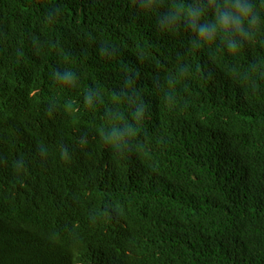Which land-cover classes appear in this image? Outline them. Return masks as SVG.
<instances>
[{"label":"trees","instance_id":"obj_1","mask_svg":"<svg viewBox=\"0 0 264 264\" xmlns=\"http://www.w3.org/2000/svg\"><path fill=\"white\" fill-rule=\"evenodd\" d=\"M0 264H264V0H0Z\"/></svg>","mask_w":264,"mask_h":264},{"label":"bare ground","instance_id":"obj_2","mask_svg":"<svg viewBox=\"0 0 264 264\" xmlns=\"http://www.w3.org/2000/svg\"><path fill=\"white\" fill-rule=\"evenodd\" d=\"M140 199V198H139ZM29 263V262H28Z\"/></svg>","mask_w":264,"mask_h":264}]
</instances>
